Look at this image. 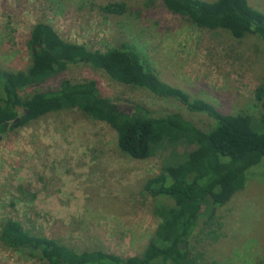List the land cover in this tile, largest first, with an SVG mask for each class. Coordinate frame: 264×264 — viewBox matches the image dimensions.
Wrapping results in <instances>:
<instances>
[{"label": "rangeland", "instance_id": "374dc122", "mask_svg": "<svg viewBox=\"0 0 264 264\" xmlns=\"http://www.w3.org/2000/svg\"><path fill=\"white\" fill-rule=\"evenodd\" d=\"M249 1L264 12V0ZM114 2L125 3V11L103 12L101 6ZM38 22L91 49L132 46L148 55L162 81L191 100L227 113L264 112L257 98L264 42L253 31L237 38L226 29L197 27L163 0H0L1 70H27L32 59L25 39ZM62 78L96 80L123 112L139 104L152 114L178 112L202 126L212 122L176 98L118 83L89 63L70 64L44 87L57 88ZM184 149L164 144L137 160L119 148L109 123L57 107L0 141V235L11 221L31 237L44 235L77 251L140 255L157 227L159 199L149 195L150 181L167 163L182 161ZM207 207L188 245L192 255L202 254L199 263L264 264V159L249 171L245 187L216 207L210 223ZM0 264L43 263L0 239Z\"/></svg>", "mask_w": 264, "mask_h": 264}, {"label": "trees", "instance_id": "16d2710c", "mask_svg": "<svg viewBox=\"0 0 264 264\" xmlns=\"http://www.w3.org/2000/svg\"><path fill=\"white\" fill-rule=\"evenodd\" d=\"M164 5L200 28H222L242 38L253 31L264 42V12L249 0H163ZM106 14H121L126 4L101 6ZM31 55L26 71L0 69V141L11 131L47 115L57 107L78 109L109 123L118 133V146L137 160L154 155L160 146L183 145V160L167 163L151 179L149 195L159 199L154 208L157 227L140 255L123 257L103 250L77 251L42 235H31L18 224H3L4 246L19 249L43 264H201V253L192 255L189 242L206 209L210 223L217 206L242 190L249 171L264 159V112L227 113L212 103L191 100L181 89L162 81L148 55L128 44L91 49L60 36L47 22L34 24L25 39ZM80 62L104 70L114 81L145 88L157 96L176 98L212 122L197 124L178 112H152L135 105L132 113L120 111L102 95L96 80L74 82L62 78L57 88L44 87ZM26 84V85H25ZM257 98L264 107V85ZM212 206V207H211ZM215 233V232H214Z\"/></svg>", "mask_w": 264, "mask_h": 264}]
</instances>
